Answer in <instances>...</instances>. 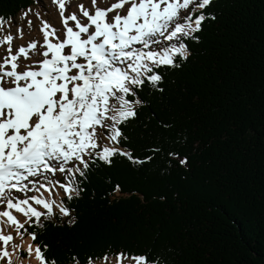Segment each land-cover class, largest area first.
<instances>
[{
  "label": "snow or ice",
  "instance_id": "snow-or-ice-1",
  "mask_svg": "<svg viewBox=\"0 0 264 264\" xmlns=\"http://www.w3.org/2000/svg\"><path fill=\"white\" fill-rule=\"evenodd\" d=\"M39 5L47 19L31 8L19 22L0 16V264H173L163 247L136 251L113 242L61 245L65 260L41 237L48 227L81 222L92 177L110 176L117 158L134 168L159 157L168 169L189 166L188 154L169 146L186 141L156 117L152 100L164 96L165 78L182 69L216 19L213 0ZM145 108L152 115L142 120ZM154 118L147 134L156 141L138 155L133 130L144 132ZM123 192L116 182L106 197L132 198Z\"/></svg>",
  "mask_w": 264,
  "mask_h": 264
},
{
  "label": "trees",
  "instance_id": "trees-1",
  "mask_svg": "<svg viewBox=\"0 0 264 264\" xmlns=\"http://www.w3.org/2000/svg\"><path fill=\"white\" fill-rule=\"evenodd\" d=\"M38 1L0 0V16L16 18ZM211 11L196 50L152 100L156 117L186 141L169 146L187 153L189 166L168 169L159 157L134 168L117 158L110 176L92 177L80 223L45 229L58 257L67 259L61 245L84 241L163 247L173 264H264V0H213ZM151 115L142 110V120ZM155 123L133 130L138 155L156 141L147 134ZM116 182L131 199L109 202Z\"/></svg>",
  "mask_w": 264,
  "mask_h": 264
},
{
  "label": "rangeland",
  "instance_id": "rangeland-1",
  "mask_svg": "<svg viewBox=\"0 0 264 264\" xmlns=\"http://www.w3.org/2000/svg\"><path fill=\"white\" fill-rule=\"evenodd\" d=\"M47 7L49 8L50 5L48 4ZM40 9H41V7H40V5H39L38 7L34 8V9H32V10H33V13H35V12H40L41 16L44 17L45 19H47V18L45 17V13L43 12V10H40ZM20 16H21V15H20ZM20 16H19V19L16 20L17 22H19V20H20ZM29 19H32V20H33V25H35V24L37 23V21L35 20V17H34L32 14H29ZM25 240H27V238H25Z\"/></svg>",
  "mask_w": 264,
  "mask_h": 264
}]
</instances>
